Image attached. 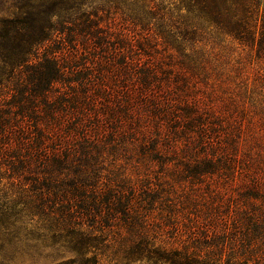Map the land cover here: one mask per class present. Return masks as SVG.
Wrapping results in <instances>:
<instances>
[{"label": "trees", "instance_id": "1", "mask_svg": "<svg viewBox=\"0 0 264 264\" xmlns=\"http://www.w3.org/2000/svg\"><path fill=\"white\" fill-rule=\"evenodd\" d=\"M30 230L63 264H264L263 1L0 0V251Z\"/></svg>", "mask_w": 264, "mask_h": 264}, {"label": "rangeland", "instance_id": "2", "mask_svg": "<svg viewBox=\"0 0 264 264\" xmlns=\"http://www.w3.org/2000/svg\"><path fill=\"white\" fill-rule=\"evenodd\" d=\"M30 228L33 229L32 226L26 227V232ZM35 235L36 232L23 234L21 239L6 244L0 251V264H63L72 258L63 248L47 246L45 242L36 239ZM102 264L112 263L105 261Z\"/></svg>", "mask_w": 264, "mask_h": 264}]
</instances>
